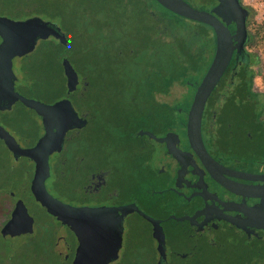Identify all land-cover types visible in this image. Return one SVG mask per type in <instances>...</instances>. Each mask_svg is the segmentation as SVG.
<instances>
[{"label": "flooded vegetation", "instance_id": "af4514ba", "mask_svg": "<svg viewBox=\"0 0 264 264\" xmlns=\"http://www.w3.org/2000/svg\"><path fill=\"white\" fill-rule=\"evenodd\" d=\"M240 5L250 15L249 8L243 6L241 0ZM31 17L12 20L22 21ZM229 29L232 33L235 31L233 25ZM248 40L249 37L242 50L237 53L234 52L228 67L209 97L203 112L201 134L206 151L222 167L223 178L228 179L233 185L241 187L243 194L247 193L258 197L247 198L236 195L213 180L193 151L189 149L187 140V145L182 146V151L185 154L180 159H175L161 151L155 154L151 160L139 164L137 159H132V162L126 165L134 171L135 177L138 179L149 181L150 178H154L159 182L167 179L169 184L166 187H161L166 191L158 194L163 195L168 192L173 194L169 200L173 209L167 216L159 218L147 213L145 209L148 210L149 208L157 212L159 205L154 201L145 199V196H140V192L136 191L134 184L133 193L130 192L132 195L135 194L137 199H134L135 195L133 197L127 195L122 200L119 199L118 196L107 192L111 180L109 177L110 168L100 166L99 155L95 157L94 164L89 167L88 163L83 162L82 157L79 162H75L72 159L73 156L70 157L71 155H69L68 147L65 144L68 146V143H72L74 138L83 135L85 128L90 125L89 111L84 108H77L70 96L69 99L77 112V118L85 119L86 124L79 130H69L61 151L50 157L51 176L45 181L47 192L53 196L48 191V181H51L55 166H57V162H60L65 171H61L64 176L62 181L65 183H74L75 181L78 187L71 192V196L66 201L53 196L57 200L73 207H121L134 203L143 213L161 220L165 234L163 252L166 256V259L163 257L161 261H159V253L155 249L157 242L152 236V226L148 222L151 226V240L154 242L153 259L155 264H176L178 259L185 262L195 256L197 257V252L193 250L194 245L183 253L177 251V246L170 243L169 238L172 236L169 230L165 228L164 223L172 213H176L177 217L191 218V220H185L189 226L185 231V238H203L202 245L210 253V248L213 245H220V248L212 252L214 256H220L222 253L219 252V249L224 250L226 246L224 242L213 244L212 240H218L219 237L231 236L235 238L240 236L242 232L249 231L253 232L252 236L261 237L264 235V230L245 225L242 227L230 222V220L240 223L246 219L248 221L257 220L260 211L258 209L264 210V91L256 89L254 65L257 64V56L247 49ZM40 41L42 39L36 43L35 48ZM31 54L13 59L15 75L12 80L13 90L22 97L39 101L48 106V104H53L61 99L48 102V74H45L44 89L40 91V89L31 86V83L35 82L33 79H23L15 71L16 63L23 62ZM82 83L80 80L79 85ZM46 133H48V110L44 124L41 116L34 110L25 107L21 101L15 100L11 92L7 91L0 98V193H5L7 198L12 201L9 217L0 226V239L9 245L11 252L8 254L7 260L0 256V264H20L22 256L20 251L25 247L30 251L41 252L39 260L44 262L46 253H48V235L53 237L50 251L55 252L53 250L55 242L57 243L56 232L48 228V216L55 221L57 220L49 215L46 208L42 207L32 195L31 184L35 175L36 163L23 155V151L34 148ZM228 149L235 151L238 156L226 159L222 152ZM220 154L222 155L220 156ZM84 170H87L86 179L80 184L82 181L80 177ZM21 172H23L22 175ZM95 181L96 184L92 185ZM159 190H150L146 193L155 195ZM177 212H180L181 215H178ZM131 216L146 221L134 212L128 214L119 227L114 229L113 241L116 242L120 237L121 247L117 261L110 264L118 263L122 258L123 250L126 249V247L124 249L125 235L130 230L127 220ZM57 222L60 224L59 227L65 231V252L60 256L62 258L65 254H70L68 264H71L78 242L68 227L59 221ZM68 239L72 240V247L67 246ZM147 240L151 241L150 238ZM192 260H188V264H192ZM260 260L264 263V258Z\"/></svg>", "mask_w": 264, "mask_h": 264}, {"label": "trees", "instance_id": "16d2710c", "mask_svg": "<svg viewBox=\"0 0 264 264\" xmlns=\"http://www.w3.org/2000/svg\"><path fill=\"white\" fill-rule=\"evenodd\" d=\"M0 12L13 19L37 16L55 21L65 34L67 46L48 40V102L65 96L60 60L67 58L83 82L70 97L77 108L91 109L97 120L68 143L75 162L82 157L89 167L99 155L100 166L111 168L115 160L110 158L129 165L132 159L140 164L161 151L175 159L185 154L186 112L214 55L212 28L179 17L155 0H0ZM33 80L31 86L39 89L38 80ZM177 86L191 87L192 92L188 103L173 107L166 97ZM100 99L105 103H96ZM107 124L120 132L117 138L105 132ZM61 170L57 162L51 179L59 192L68 184ZM86 173L82 171L80 184ZM69 184L72 191L78 187L75 181ZM140 239V246L134 238L128 240L116 264H155L147 238Z\"/></svg>", "mask_w": 264, "mask_h": 264}, {"label": "water", "instance_id": "95a60500", "mask_svg": "<svg viewBox=\"0 0 264 264\" xmlns=\"http://www.w3.org/2000/svg\"><path fill=\"white\" fill-rule=\"evenodd\" d=\"M155 1L179 17L209 26L215 36L212 61L196 87L187 111L185 128L189 149L193 151L208 175L225 189L247 198L258 197L243 194L241 187L223 178L222 167L206 151L201 134V122L206 103L228 67L234 52L242 50L248 39L246 27L248 11L240 5V0H216L215 5L209 10L193 8L184 0ZM232 25L235 27L233 33L229 29ZM47 37L58 41L63 46L68 44L60 27L40 17H31L22 21L0 17V98L7 91L11 92L15 100L21 101L25 107L41 116L44 124L48 110V133L34 148L23 151L24 156L36 163L31 184L32 195L42 207L46 208L49 215L68 227L76 237L78 245L71 264H110L117 261L121 238L118 237L116 242L113 241L114 229L119 227L128 214L134 212L151 224L152 236L157 242L159 261L163 257L166 259L163 252L165 234L161 225L162 221L143 213L136 204L121 207H73L57 200L47 192L45 181L51 176L50 157L61 151L69 130H79L86 124L85 119L77 118V112L69 99V96L77 90L80 80L67 58L61 60L66 92L60 100L47 106L39 101L22 97L13 90L12 80L15 78L13 59L31 53L36 43ZM258 210L257 220L246 219L243 223L230 220V222L242 227L252 226L264 230V210ZM168 219L179 220L180 218L171 215ZM182 220H191V218H182Z\"/></svg>", "mask_w": 264, "mask_h": 264}, {"label": "rangeland", "instance_id": "374dc122", "mask_svg": "<svg viewBox=\"0 0 264 264\" xmlns=\"http://www.w3.org/2000/svg\"><path fill=\"white\" fill-rule=\"evenodd\" d=\"M193 8L200 9V10H209L213 7V2L215 3V0H186ZM241 3L246 8H249L250 15H249V25L247 27V33L251 36L252 41L249 43L247 49L254 53L257 56V64L254 65L255 67V85L256 89H260L264 91V0H241ZM36 4V3H35ZM41 5H45V3H42ZM35 6V5H34ZM156 10H160L159 8H154ZM4 14V15H2ZM3 17H7V13H1ZM7 15V16H6ZM1 17V16H0ZM10 19V17H8ZM42 18V17H40ZM13 19V18H11ZM43 19V18H42ZM45 20V19H44ZM52 23L57 24L55 21H51ZM48 38V37H47ZM51 39V38H50ZM49 40V38H48ZM41 43V44H40ZM48 41L46 42V38L42 39L37 44V47L35 48V51L31 52L32 54L29 56V58L20 61L16 63L15 71L19 74V76H22L23 79H35L39 85L40 91H43L42 88H44V77L45 74H48ZM69 53L71 50L69 49ZM68 55V54H67ZM103 62L105 63V60L103 59L101 61V65L103 66ZM43 63V66L40 64ZM96 60L92 61V64H96ZM61 64V60H60ZM72 64V63H71ZM72 66L76 69L74 64ZM98 67V65H96ZM103 69V68H102ZM57 72V71H56ZM56 75H59V72L56 73ZM79 78L81 79L80 75ZM32 82V81H31ZM58 82H62L61 78L58 79ZM87 84V83H86ZM81 85L78 86L80 88ZM113 90V89H112ZM58 93V89L56 90ZM192 92L191 87L183 88L181 86H177L176 88L172 89V91L169 93V95L166 97V100H170V105L173 107L177 106L178 104H184V102L188 103L190 100V95ZM55 94V93H54ZM53 94V95H54ZM56 96V94H55ZM109 97H114L113 94H108ZM50 100V99H48ZM96 103L103 104L105 101L103 100H97ZM185 103V104H186ZM126 107H124L125 109ZM89 111V120H90V126H94V122L97 120H94V113L91 109H87ZM126 111V110H125ZM127 112V111H126ZM205 118V114H204ZM96 124H99V122H96ZM106 128L105 132L108 133L110 138H117V132L120 134L117 128H111L110 125H105ZM142 139V137H140ZM139 138V140H140ZM115 143V142H114ZM67 147V144H65ZM112 148V147H110ZM100 149L96 150V153H99ZM223 156L228 158L237 157L238 154L235 151H232L230 149L224 150L222 152ZM220 154V156L222 155ZM66 157V156H65ZM111 161L115 160V158H110ZM134 160V159H133ZM113 161V167L110 168V175L111 180L109 181V185L107 187V192L111 193L115 196H118L119 199H123L125 196L130 195L133 197V184L136 187V191L140 192V196H145V199L154 201L159 205L158 211H154L152 209H145L147 213H149L153 217H165L167 216L171 210L173 209L170 205V199L172 198L173 194L168 192L163 195L162 192H165L166 190L162 189L161 187H166L169 183H167V179L164 181H157L154 178H150L149 181L146 179H141L135 177L134 171H132L128 166L124 165L125 163H114ZM118 163V164H117ZM111 164V163H107ZM62 172H65L63 169ZM132 171V172H131ZM23 172H21V175ZM25 176V175H24ZM23 176V177H24ZM132 177V178H131ZM136 180H134V179ZM96 184V181L92 183V185ZM72 184H67L64 187L63 192L55 191L52 187V182L48 181V191L55 197L60 198L64 201H66L67 198L71 196L72 192ZM162 189V190H159ZM150 190H159L156 192L155 195L146 193ZM132 193H131V192ZM135 192V191H134ZM149 194V195H148ZM62 195V196H61ZM147 197V198H146ZM134 199H137L136 195L134 196ZM150 206V205H149ZM12 208V201L7 198L5 193H0V226L5 222V220L9 217V213ZM178 215H181L180 212ZM176 213H172L169 215H175ZM176 216V215H175ZM179 220H173V219H167V221L164 223V226L169 232L171 233V238H169L170 243L173 245H176V250L179 252L185 253L190 247L192 248V245H194L193 250L194 252H197V257L194 260H192V264H264L260 259L264 258V235L259 236H252L253 232H242L240 236H236L235 238L231 236L227 237H219L218 240H212L213 244L215 243H226V246L224 247V250L219 249V252L222 254L220 256H214L212 252L218 248H220V245L216 246L213 245L212 248H210L211 253L207 251L206 247H204L203 244V238H197L192 237L185 238L187 231L188 223L185 220H182V217ZM127 223L130 225V230L125 235L124 240V249L126 247V243L128 240H131L134 238L135 244L140 246L143 243L140 237L145 236L146 238H150L151 240V226L148 222L142 220L139 217L131 216ZM60 224L53 220L50 216H48V228L54 230L53 232H56V240L54 245V253L50 251L51 244L53 243L51 239L53 238L51 235H48V253H46V256L44 258V262H40V253L39 251H30L28 248L22 249L20 252L22 253V256L20 258L21 263L20 264H68V255L65 254L64 257L61 258L60 255L64 254L65 245H64V239H65V231L63 228L59 227ZM174 233V234H172ZM237 234V232H235ZM50 234V233H48ZM147 246H151L152 250L154 248V242L146 241ZM67 246L72 247L73 243L72 240L68 239ZM69 247V249H70ZM157 249V248H155ZM11 252L9 245L0 239V256L1 258H4L7 260L8 254ZM45 253V252H44ZM124 253V250L123 252ZM36 254V255H35ZM71 256V255H70ZM188 260L183 262L182 260H177L176 264H188ZM188 261V262H187Z\"/></svg>", "mask_w": 264, "mask_h": 264}]
</instances>
